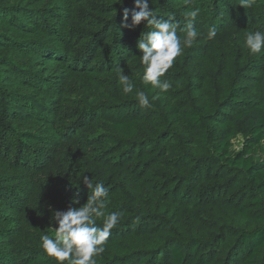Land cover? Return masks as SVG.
I'll use <instances>...</instances> for the list:
<instances>
[{
	"label": "rangeland",
	"instance_id": "374dc122",
	"mask_svg": "<svg viewBox=\"0 0 264 264\" xmlns=\"http://www.w3.org/2000/svg\"><path fill=\"white\" fill-rule=\"evenodd\" d=\"M68 1L71 4L73 0H0V8L6 10L17 4L23 12L35 13L44 21V12H61ZM157 5L186 22L185 25L188 13L199 9L193 21L198 32L196 40L191 47H183L181 55L164 74L177 83L170 88L177 104L186 108L193 105L195 96L188 90V84L200 72L207 74L214 98L218 94V77L222 75L225 87L238 88L242 100L264 99V50L251 54L244 46L248 32H264V1L252 11L241 8L238 0H182L178 6H171L170 0H157ZM124 7H134V0H79L71 11L73 22L64 23L63 30L76 46L84 44L81 46L84 51L90 37L85 42L82 38L102 31L113 21L94 10ZM212 27L217 34L209 39ZM0 35L13 42L19 40L1 25ZM177 35L183 39L185 33L178 31ZM37 42L43 47L49 45L44 39ZM21 47L14 45L0 55L12 59L14 76L36 78L39 72L33 69V58L24 48L26 45ZM126 75L134 85L131 93H124L117 79L85 92L72 84L61 85L68 100L62 116L76 129L86 124L78 133L81 138L70 140L26 121L21 110L8 105L9 98L5 95L12 93L28 100L33 112L48 119L53 110L49 108L56 100L52 85L36 87L27 94L11 86L13 74L0 71V264H28V258L34 259V264H56L43 250L41 235L54 237L53 212L66 211L71 206L53 192L91 195L92 189L82 182L85 176L91 178L93 185L100 183L108 189L105 216L112 212L120 214L104 244V252L94 257L96 264H138L140 260V264H149L152 254L155 258L161 253L157 264H169V248L175 240L185 243L195 240L200 244L199 252L208 258H220V264H238L228 263L233 244L231 232L251 230L258 223L231 215V207L241 199V186L224 193L222 183L209 181L194 186L195 182L189 180L195 160L202 153L182 144L184 136L179 128H171L176 141L168 146L171 152L165 159L173 169H162L150 161L127 171L125 164L131 156H137L136 148L142 151L145 145L155 142L160 129L169 123L163 111L166 101L158 96L153 99L141 82L142 66H131ZM138 91L148 95L150 107L139 104ZM119 114L127 118L141 116L136 136L129 137L109 127V121ZM247 121L244 118L236 123L238 133L230 140L231 154L244 148L249 131ZM252 157L264 160V138ZM102 222L103 218H97V226H102ZM224 236L229 246L220 249L218 239ZM253 264H264V249Z\"/></svg>",
	"mask_w": 264,
	"mask_h": 264
},
{
	"label": "trees",
	"instance_id": "16d2710c",
	"mask_svg": "<svg viewBox=\"0 0 264 264\" xmlns=\"http://www.w3.org/2000/svg\"><path fill=\"white\" fill-rule=\"evenodd\" d=\"M181 1L170 0V4L178 6ZM262 1L264 0H252L251 7L246 9L252 11L251 8ZM68 2L61 12H44V21L39 20L35 13L23 12V8L17 4H13L6 10L0 8V25L19 39L13 42L7 36L0 35V52L10 47L13 49L14 45L20 46V49L21 46L26 45L24 48L34 61L33 69L39 74L32 79H27L22 74L14 76L13 61L4 55H0V71L13 74L9 80L11 86L27 94L33 93L36 87L52 85L56 91V100L49 108L53 109L49 114L51 120L37 115L30 108L28 100L15 97L12 93H5L9 98L8 105L21 110L25 114L26 121L45 126L60 138L74 140L81 138L78 133L86 124L76 129V126H70L71 124L62 116L68 100L66 91L61 88V85L72 84L85 92L89 88H102L112 79H117L115 75L117 66L123 69L124 74H127L131 66L141 65L139 56L142 53L137 48V41L140 35L143 36L152 29L143 21L134 28L122 26L124 23H131V12L134 7L97 8L94 10L96 14L110 16L113 21L105 25L102 31L82 38V42H85L87 38L89 40V37L90 40L84 51H81V46L84 44L76 46L72 37H68L63 30L64 23L73 22L71 11L78 5L79 0H73L71 4L70 1ZM148 3L157 19L167 20L168 17H173L157 5V0H148ZM125 9L128 10L127 21L123 20ZM174 19L181 26L178 31L185 33L181 29L185 28L186 22L181 21L180 18L174 17ZM42 39L48 41V47H43L37 42ZM162 79L168 80L172 86L176 83L165 75ZM225 82L222 75L218 77V94L214 98L210 91L207 74L200 72L188 84V90L195 96V100L193 105L187 108L177 104V98L171 89L167 92H159V90H151L150 86H145L151 97L158 96L166 101L163 111L169 126L160 129L157 140L145 145L142 151L136 148L137 156L135 158L131 156L125 167L127 171H132L143 163L154 161L153 163L162 169H173L174 166L165 159L171 152L168 146L176 141L171 128H179L184 136L182 144L188 149L202 153V156L195 160L193 171L189 174V180L195 182L194 186L209 181L222 183L221 190H224V193L234 191L241 186V199L238 204H233L231 207V215L255 220L258 226L240 232L230 231L233 244L230 247L228 263L237 261L238 264H253L258 253L264 249V160L256 161L252 157V153L264 138V99L256 102L244 101L240 98L238 88L228 89L225 87ZM244 118L248 119V138L242 151L231 154L230 140L238 133L236 123ZM140 119L141 116L127 118L119 114L115 120L109 121V127L115 132L133 137L138 134ZM158 155L161 159H158ZM185 169H187L186 165L181 171L185 173ZM214 170L215 173H213ZM53 194L63 198L73 208L81 207L88 197L85 194L64 195L56 191ZM74 200L79 202L73 203ZM226 229L228 228L222 230ZM218 240V248L224 249L226 245L229 246L225 236ZM199 245L195 240H189L186 243L175 240V244L169 248V264H220V258L212 260L207 255L201 254ZM215 246L216 244L212 249ZM153 255L149 264H157L163 254L156 255L155 258ZM26 262L34 264V259L28 258ZM140 263H142L141 260L138 264Z\"/></svg>",
	"mask_w": 264,
	"mask_h": 264
},
{
	"label": "clouds",
	"instance_id": "9594fccd",
	"mask_svg": "<svg viewBox=\"0 0 264 264\" xmlns=\"http://www.w3.org/2000/svg\"><path fill=\"white\" fill-rule=\"evenodd\" d=\"M187 2V0H186ZM252 0H239L243 8L251 7ZM138 9V10H136ZM199 15V9L188 13V23L184 29V38L177 35L181 27L174 17L167 20L157 19L149 9L148 0H134L131 12V23H124L123 27L139 25L142 21L151 26V31L140 35L137 48L142 53L139 62L143 66L141 82L150 86L151 90L167 92L172 84L162 79L172 67L176 57L180 56L184 46L191 47L198 36L193 21ZM123 20H128V10H124ZM217 30L212 27L208 31L209 39L215 38ZM244 46L251 54L264 50V32L254 31L246 34ZM118 84L124 93H131L133 83L120 67L115 68ZM142 107H150V100L144 91L136 93ZM156 97L154 96L153 99ZM82 182L88 189H92L86 203L79 208H68L66 211H55L52 214L56 227L53 228L54 237L41 235L42 248L45 253L54 258L56 264H96L94 257L104 252V244L117 225L120 214L112 212L105 216L108 189L100 183L93 185L91 178L83 177ZM74 200L73 203H78ZM97 218H103L102 226H97Z\"/></svg>",
	"mask_w": 264,
	"mask_h": 264
}]
</instances>
